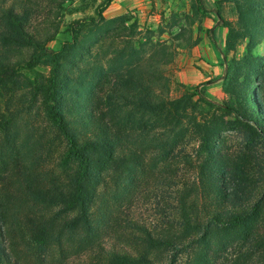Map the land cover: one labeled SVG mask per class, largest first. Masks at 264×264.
<instances>
[{"label":"trees","instance_id":"16d2710c","mask_svg":"<svg viewBox=\"0 0 264 264\" xmlns=\"http://www.w3.org/2000/svg\"><path fill=\"white\" fill-rule=\"evenodd\" d=\"M226 1L236 27L225 18ZM6 2L0 94L23 71L50 68L28 88L61 151L59 170L44 166L41 144L29 162L4 159L0 264H66L75 252L87 255L85 264H176L183 254L184 264H264V57L254 53L264 45V0H217V17L228 27L226 55L247 40L244 55L230 59L223 102L198 87L170 98L164 67L174 59L173 45L135 41L130 15L104 16L112 0L96 7L98 19L67 24L72 39L59 48L48 45L58 25L44 33L27 7ZM184 34L182 28L176 34L182 45ZM2 117L0 146L13 150L16 123ZM227 129L241 136L237 149L228 144ZM189 134L195 156L181 147ZM175 156L195 160V178L174 182L164 222L149 226L124 214L158 163Z\"/></svg>","mask_w":264,"mask_h":264},{"label":"rangeland","instance_id":"374dc122","mask_svg":"<svg viewBox=\"0 0 264 264\" xmlns=\"http://www.w3.org/2000/svg\"><path fill=\"white\" fill-rule=\"evenodd\" d=\"M12 1L14 0H7L6 4ZM15 1L19 10L25 6L34 13L33 22L44 33L54 31L55 26L58 25L59 32L48 43L53 48H59L64 41L72 39L65 29L73 20L89 17L98 19L96 7L102 2V0H65L64 3L63 0ZM200 3L204 5L197 12L196 9ZM0 4L1 10L4 0H0ZM143 6L129 9L124 14L131 16L127 24L137 22L133 35L135 41L146 42L148 47H151L152 43L157 44L156 47L160 44L173 45L174 59L164 67V73L169 78L170 98H178L186 91L195 92L198 87L199 90H205L209 99L218 102L226 101L228 94L223 89V78L227 73L230 59L233 56L241 58L244 55L247 40H242L235 50L226 55L228 27L221 25L217 17L215 12L217 0H201V2L199 0H144ZM222 6L225 9V18L236 27L237 14L235 9L233 10L232 2H223ZM192 18H195V21H191ZM96 26L97 23L92 27ZM219 26L225 28L224 33ZM181 28L185 31L182 40L184 45L180 44L179 39L176 38ZM78 39H83V35H79ZM187 39L196 43L188 46ZM120 44L122 40L119 41ZM254 53L258 57H264V45L257 46ZM49 71L50 68L43 66H38L34 70H25L20 80L8 83L7 87L10 88L8 93L3 90L0 94V119L3 118L2 116L7 117L4 119L11 124V127L14 122L16 123L11 131L14 141H17L13 145V150L0 146V186L4 182L6 173L4 159L13 162L16 159L21 161L27 159L29 162L38 157L40 144L48 160L44 166L51 170L58 169L56 158L61 149L53 144V140H57L55 130L49 125L45 113L39 108V98L33 90L28 88L35 74L47 75ZM16 112L19 113L14 115ZM223 133L228 137V144L233 149H237L242 141L239 133L232 129H227ZM189 135L188 141L186 139L181 147H185L188 154L195 156L197 142L192 134ZM3 140V133L0 130V141ZM151 157L152 153H149L148 160H151ZM188 159V156H175L170 157L167 162L158 163L154 175L140 186L129 208H123L124 214H130L149 226L163 223L168 216L163 209L168 207L167 202H173L170 196L178 187L174 186V182L181 185V181L195 178V160H192L191 164ZM0 218H2L1 208ZM185 258L183 254L176 264H184ZM86 259L88 260V257L84 252H75L66 264H85Z\"/></svg>","mask_w":264,"mask_h":264},{"label":"crops","instance_id":"0c3cea01","mask_svg":"<svg viewBox=\"0 0 264 264\" xmlns=\"http://www.w3.org/2000/svg\"><path fill=\"white\" fill-rule=\"evenodd\" d=\"M144 0H112L110 5L104 11V16L108 18H113L121 14L127 13L129 9L136 7H144ZM222 33H224L225 28L219 26Z\"/></svg>","mask_w":264,"mask_h":264}]
</instances>
